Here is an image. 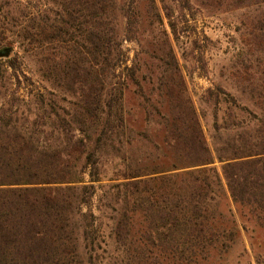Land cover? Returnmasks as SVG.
Here are the masks:
<instances>
[{
	"label": "trees",
	"instance_id": "1",
	"mask_svg": "<svg viewBox=\"0 0 264 264\" xmlns=\"http://www.w3.org/2000/svg\"><path fill=\"white\" fill-rule=\"evenodd\" d=\"M46 1L58 9L52 23L47 16L37 26L31 20L19 37L36 47L43 78L76 101L67 111L56 95H37L29 100L35 112L18 115V99L0 100V264H83L73 218L85 217L82 208L92 197L84 175L90 167L97 175L98 154L125 123L122 92L105 91L121 54L115 0ZM259 42L264 46V29ZM11 53L0 49V67ZM167 87L174 113L164 142L175 162L167 170L124 175L113 186L115 249L103 264H207L233 236L210 208L222 181L239 215L264 229V120L248 140L238 136L247 144L233 141L213 154L190 100ZM256 98L264 105V94ZM92 225L86 222L81 232L87 264L100 260Z\"/></svg>",
	"mask_w": 264,
	"mask_h": 264
},
{
	"label": "rangeland",
	"instance_id": "2",
	"mask_svg": "<svg viewBox=\"0 0 264 264\" xmlns=\"http://www.w3.org/2000/svg\"><path fill=\"white\" fill-rule=\"evenodd\" d=\"M57 10L46 0H0V49H12V56L1 61L0 100L18 99V115L35 112L29 100L50 98V93L67 111L74 107L75 97L43 78L36 47L19 37L31 20L37 26L47 16L52 23ZM112 18L121 54L108 73L105 91L122 92L125 123L119 139L98 154L97 175L92 167L93 176L90 171L84 175L92 197L82 208L85 217L73 218L83 264L88 262L81 233L86 222L93 223L97 264L115 249L111 233L118 205L113 186L124 175L167 170L175 162L164 142L174 113L166 97L168 85L190 100L213 154L233 141L247 144L238 136L248 140L264 120V105L256 98L264 94V46L257 44L264 29V0H115ZM11 59L14 68L7 65ZM213 166L220 173V164ZM222 184L210 208L222 214L220 223L233 236L207 264H264V229L239 215Z\"/></svg>",
	"mask_w": 264,
	"mask_h": 264
}]
</instances>
